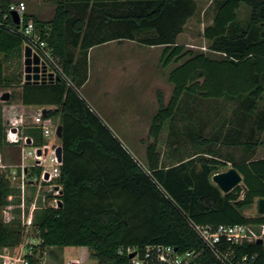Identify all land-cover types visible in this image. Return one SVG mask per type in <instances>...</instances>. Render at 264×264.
<instances>
[{"label": "trees", "instance_id": "16d2710c", "mask_svg": "<svg viewBox=\"0 0 264 264\" xmlns=\"http://www.w3.org/2000/svg\"><path fill=\"white\" fill-rule=\"evenodd\" d=\"M54 16L42 21L32 18L40 38L59 59L70 84L22 82V70L6 74L4 61L22 58L23 36L0 27V89L13 86L10 99L0 102V148L19 146L6 139L3 105L44 107L46 117L58 116L62 125L61 165L55 179L60 188V206H38L33 215V233L41 250L51 247L86 246L97 264H128V256L118 253L128 246L143 248L149 244H171L178 250L194 249L207 264H219L189 225L264 224V215L249 217L243 210L264 197V157L233 163L243 177L240 185L222 193L209 176L216 157H199L201 169L187 168L196 158L176 165L162 166L158 138L166 122L177 113L184 94L208 98H234L248 94L252 102L264 92V0H218L212 23L203 29L209 48L220 53L219 59L176 43L184 25L196 10V0H53ZM245 3L250 6L249 26H259V37L247 31L227 36L228 26L237 18ZM12 0H0V22L18 28L9 12ZM89 7V8H88ZM87 12V14H86ZM6 15V17H4ZM152 35L140 39L148 46H164V67L184 59L167 73L172 93L165 104L158 93V109L152 117L143 167L103 123L78 92L84 80L71 46L87 50L113 40H134L138 33ZM47 107H49L47 109ZM253 105L247 107L253 110ZM170 119V120H171ZM264 124L260 126L263 129ZM23 134L32 144L42 145L36 127H25ZM200 145L210 141L195 133ZM262 142L256 139L226 144L241 145L247 151ZM19 149V148H18ZM35 167L33 173H39ZM10 197V199H9ZM0 206L6 211L0 218V248L21 242L20 191L0 178ZM10 213V214H9ZM35 246V249H37ZM235 253L256 254L252 264H264V243L243 241L231 246Z\"/></svg>", "mask_w": 264, "mask_h": 264}, {"label": "rangeland", "instance_id": "374dc122", "mask_svg": "<svg viewBox=\"0 0 264 264\" xmlns=\"http://www.w3.org/2000/svg\"><path fill=\"white\" fill-rule=\"evenodd\" d=\"M12 3L22 7L26 14L36 16L42 21H48L54 16L57 4L53 0H12ZM196 5L194 14L186 21L176 43L185 46L186 49H191L194 53H204L210 58L219 59L222 55L212 51L209 48L210 41L203 37V29L212 23L219 1L196 0ZM250 11V6L241 3L236 20L228 26L227 36L232 37L242 31H247L252 38L259 37V26H249ZM151 35L150 32H141L136 35L134 40H113L87 50L68 47L69 53L73 55L79 66L83 80L85 79L83 85L78 87V92L94 111L103 113V110L110 109V104L117 102L118 99L123 103L126 102L125 107H132L129 106L131 103H127L132 99L142 104L144 102L143 90L147 87L149 88L145 91V97L149 100L150 119L158 109V93L162 95L165 104L169 101L172 85L167 81V73L184 59L164 67L161 61V52L164 46H148L139 41ZM23 68V57L4 61L6 74L20 70L23 72ZM121 77L125 79L118 82L117 78ZM127 77H129V81ZM126 83L129 84L132 91H122L117 96L115 90H111L122 89L119 88V85L124 86ZM12 87H3L2 89L9 92ZM110 91L113 92L112 96ZM104 93L106 96L102 97ZM252 101V97H249L248 94L234 98L208 99L200 97L198 93L196 95L184 94L179 102L176 115L166 122L158 138L157 146L162 166L176 165L181 160L200 155L194 158L192 163L187 164V168H193L197 172L201 169V163L198 162L199 157L209 159L214 156L222 161L213 167L209 176L211 182L214 183L212 176L233 167V163L264 157V127L260 130V126L264 124V92L259 99ZM250 105L254 106L252 111L247 110ZM125 107L123 110H126ZM2 108L6 125H19L30 121V112L24 111L23 107L3 105ZM53 122H57V119L54 118ZM110 130L121 134L123 142L119 136L115 137L132 156L134 155L139 164L145 167L146 159L144 162L143 157L145 158L146 145L153 141V138L148 136L149 127L140 123L131 127L121 126L118 129L111 128ZM196 132L209 138L210 141L200 145L194 137ZM232 138L237 141L258 138L262 143L255 149L247 151L241 145L226 144ZM5 149L8 153L9 148L6 146L0 148L1 161L10 160L8 156L5 158L1 155ZM10 154L13 156L12 159L17 158L14 156V151ZM239 185L241 187L240 198H242L244 195L243 182ZM32 189L29 185L25 188L27 207L34 196L33 192L31 193ZM39 205L42 206L40 198L36 208ZM5 213L6 211L0 206V218ZM243 213L249 217L262 215L257 211V200L250 207L245 208ZM15 217L20 219L18 213ZM253 228L255 230L262 229L257 225H253ZM250 229H248L249 233H252L253 230ZM33 235H36L33 230H29L27 235H22L21 244L36 243L37 245L39 239ZM37 249L40 251L38 246ZM41 257L44 264H97L90 257V249L86 246L43 248Z\"/></svg>", "mask_w": 264, "mask_h": 264}, {"label": "built area", "instance_id": "2783aa9c", "mask_svg": "<svg viewBox=\"0 0 264 264\" xmlns=\"http://www.w3.org/2000/svg\"><path fill=\"white\" fill-rule=\"evenodd\" d=\"M18 15V28L8 26L0 22V27L8 31H17L23 36L22 52L25 47H29L31 55L39 58V80L40 82H54L62 79L70 84V80L62 71L59 59L54 55L53 50L45 40L41 39L37 33L32 18L25 20V11L19 5L12 3L9 12ZM6 17V15L4 16ZM44 68V70H42ZM24 71L23 80L24 82ZM5 92L0 89V97ZM3 100L0 99V102ZM30 112V121L19 125H6V139L10 143L19 142L20 158L17 162H0V178L10 185H16L20 190V222L22 235H27L29 230H33V215L38 199H41L42 206L48 205L57 207L60 195V186L55 179L59 177L61 160H58L56 143L48 142L50 137L56 136V129L59 125L53 122L52 117H46L43 113L44 107L27 106ZM36 127L41 136L45 139L42 145L32 144V138L23 134L25 127ZM14 129V130H13ZM30 139V143L27 140ZM40 149L41 153L37 154ZM46 149V151H45ZM35 167L40 168L39 173H33ZM47 175V176H46ZM36 188L33 201L26 206L25 188L26 186ZM189 225L201 239L207 250L219 264H252L256 261V254H243L238 256L232 245L243 241H254L258 238L264 239V224L261 230H255L251 225L246 224H218L200 225L189 221ZM253 232L249 233L248 229ZM250 229V230H251ZM35 244L22 245L21 242L15 247L0 248V264H44ZM118 253H125L128 256V264H207L201 259L197 250H178L171 244H149L143 248L128 246L119 249ZM133 254L132 257H129Z\"/></svg>", "mask_w": 264, "mask_h": 264}, {"label": "crops", "instance_id": "0c3cea01", "mask_svg": "<svg viewBox=\"0 0 264 264\" xmlns=\"http://www.w3.org/2000/svg\"><path fill=\"white\" fill-rule=\"evenodd\" d=\"M102 45L103 44H100V46H102ZM23 54L24 53L22 52V57L24 58ZM125 76H126V74H125ZM121 79H125V78L124 77L117 78V81L119 82ZM127 80L129 81V77H127ZM119 86H117V87L122 88V89H116V88L111 89L112 91L115 90V95H117V96L120 95V93L122 91L129 92L128 90H131V88L129 87V84H127V83L124 84V86L122 84L119 85ZM148 88L149 87H147V88H145V90H143V92H144V102L142 104H140L139 102H136V101H134V99H132L130 102H127V103H131L129 106H132V107H128V106L125 107L124 105L126 104V102L123 103V101H121L120 99H118L117 102H115V103L112 102L110 104L111 105V106H109L110 109L103 110V113L102 112L99 113V112H96V111L95 112L99 116V118L103 121V123L107 127H109L110 129L111 128L112 129H115V128L118 129L121 126L131 127V126H134L136 124L139 125L140 123L142 125H147L148 127H150V124H151V120L152 119H150V115H149V108H148V102H149V100H148V98L145 97V91ZM105 93L102 94V97H105L106 96ZM109 93L112 96V93L113 92L111 93V91H110ZM18 106L23 107V110L24 111L27 110V106H25V105H18ZM123 107H125L126 110H123ZM48 108L49 107H47V109ZM103 114H104V117H103ZM52 118L53 119L56 118L57 119V123L59 122V117L58 116H56V117L53 116ZM113 134L115 136H119L120 137V140L123 142L120 133L113 132ZM42 139H43V137H42ZM43 142H45V139H43ZM48 142H50V143H56V144L60 145L61 138H58L57 136H54V137L52 136V137L49 138ZM6 148H9V152L6 153V150L7 149H5V151L1 155H2V157H5V158L8 156L10 160H5V161L3 160V161H1L2 160L1 159L0 162H10V163L17 162L19 160V158H20V146L15 147V146L11 145V146H6ZM12 151H14V156L17 157L16 159H12L13 156L10 154V152H12ZM143 159H144V162H145V158L144 157H143ZM11 186L17 187L16 185H11ZM30 187H32V186H30ZM32 188L33 189L31 190V193L33 192V195H34V192L36 191V188L35 187H32ZM20 200H21V198H20ZM32 201H33V199H32ZM32 201H30V203ZM38 201H39V199H38ZM251 226H253V225H251ZM51 248H53V247H51Z\"/></svg>", "mask_w": 264, "mask_h": 264}, {"label": "water", "instance_id": "95a60500", "mask_svg": "<svg viewBox=\"0 0 264 264\" xmlns=\"http://www.w3.org/2000/svg\"><path fill=\"white\" fill-rule=\"evenodd\" d=\"M12 17L16 23H18L19 18L15 11H12ZM23 71H24V83L29 84L32 82H38L39 80V72H40V66H39V58L34 55H31V50L29 47H25L24 54H23ZM44 70V68H42ZM1 100L7 101L10 99V93L5 91L0 97ZM45 113V111H43ZM14 130V129H13ZM56 136L58 138L62 137V125L59 124L56 129ZM27 143H30V139L27 140ZM46 151V149H45ZM40 149L37 150V154H40ZM56 155L58 157V160H61L62 156V147L61 145L57 146L56 148ZM47 176V175H46ZM212 181L218 186V188L223 192L227 193L231 191L234 187L239 185L241 182H243V177L241 173L235 168L230 167L224 172L215 173L212 176ZM61 203H58V206H60ZM257 211L259 214L264 215V197L259 198L257 200ZM259 243H264V239L258 238L256 240ZM133 254H130L129 257H132Z\"/></svg>", "mask_w": 264, "mask_h": 264}]
</instances>
